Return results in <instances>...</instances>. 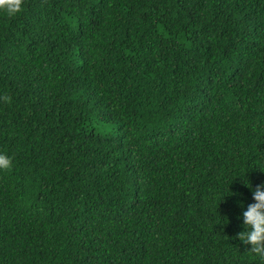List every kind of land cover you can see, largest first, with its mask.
<instances>
[{"label":"trees","instance_id":"obj_1","mask_svg":"<svg viewBox=\"0 0 264 264\" xmlns=\"http://www.w3.org/2000/svg\"><path fill=\"white\" fill-rule=\"evenodd\" d=\"M0 96V264H259L264 0H24Z\"/></svg>","mask_w":264,"mask_h":264},{"label":"clouds","instance_id":"obj_2","mask_svg":"<svg viewBox=\"0 0 264 264\" xmlns=\"http://www.w3.org/2000/svg\"><path fill=\"white\" fill-rule=\"evenodd\" d=\"M23 7L24 0H0V14L9 18L20 14ZM0 99L10 102L11 97L0 96ZM12 166L11 157L0 152V170H8ZM244 182L252 190L254 203L245 207L241 202L244 230L238 233V238L244 245H250L249 252L257 257L259 264H264V184L253 188L249 181L245 179Z\"/></svg>","mask_w":264,"mask_h":264}]
</instances>
